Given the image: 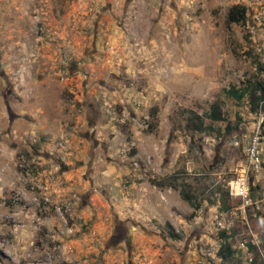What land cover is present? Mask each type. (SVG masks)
<instances>
[{"label":"rangeland","instance_id":"1","mask_svg":"<svg viewBox=\"0 0 264 264\" xmlns=\"http://www.w3.org/2000/svg\"><path fill=\"white\" fill-rule=\"evenodd\" d=\"M257 64L264 0H0V264L264 262V134L252 204L227 195Z\"/></svg>","mask_w":264,"mask_h":264},{"label":"trees","instance_id":"2","mask_svg":"<svg viewBox=\"0 0 264 264\" xmlns=\"http://www.w3.org/2000/svg\"><path fill=\"white\" fill-rule=\"evenodd\" d=\"M246 7L242 5H234L232 6L226 14V23L227 24H238L244 23L246 21ZM256 70L258 73L263 72L264 74V66L261 64H257ZM226 95L233 98L235 101L240 102L246 98L247 103L249 105V109L252 113L264 115V76L261 80L254 79L253 81L248 82L243 88L230 87L226 90ZM197 120H200V123L194 126V130L201 131L202 122L198 116H195ZM207 118L212 121H224L223 116L218 109L217 104H213L211 106V110L207 115ZM259 134L262 137L264 134V118L260 123ZM260 137V138H261ZM251 200H254V192L253 190L249 193ZM181 197L188 203H191V198L182 194ZM169 237L172 239H178L179 237L174 233H169ZM217 255L222 259L231 260L232 257L235 256L234 250L231 249L230 245L225 244L218 251ZM261 264H264L262 262Z\"/></svg>","mask_w":264,"mask_h":264},{"label":"built area","instance_id":"3","mask_svg":"<svg viewBox=\"0 0 264 264\" xmlns=\"http://www.w3.org/2000/svg\"><path fill=\"white\" fill-rule=\"evenodd\" d=\"M259 127L257 125L254 139L252 141L251 147L247 154V162L244 167L238 171V175L228 183L227 186V195L233 200L240 201V209L244 213L245 209L252 204L249 191V173L254 172L260 169V160L257 151V145L259 143ZM19 167L23 170L30 167L29 161L20 157Z\"/></svg>","mask_w":264,"mask_h":264},{"label":"water","instance_id":"4","mask_svg":"<svg viewBox=\"0 0 264 264\" xmlns=\"http://www.w3.org/2000/svg\"><path fill=\"white\" fill-rule=\"evenodd\" d=\"M252 182H253V178L252 177H249V191L250 192L252 191V188H251Z\"/></svg>","mask_w":264,"mask_h":264},{"label":"crops","instance_id":"5","mask_svg":"<svg viewBox=\"0 0 264 264\" xmlns=\"http://www.w3.org/2000/svg\"><path fill=\"white\" fill-rule=\"evenodd\" d=\"M31 77H32V76H31ZM23 78H25V81H26V82H28V81L31 82V81H32V80H28V79H27V76H24V75H23ZM15 87H16V86H15ZM141 204H142V202H141ZM133 214H134V217H137V216H135V213H133ZM144 214H146V213H144ZM130 217H132V216H130ZM142 219H143V217H142Z\"/></svg>","mask_w":264,"mask_h":264},{"label":"flooded vegetation","instance_id":"6","mask_svg":"<svg viewBox=\"0 0 264 264\" xmlns=\"http://www.w3.org/2000/svg\"><path fill=\"white\" fill-rule=\"evenodd\" d=\"M118 233H120V231Z\"/></svg>","mask_w":264,"mask_h":264}]
</instances>
